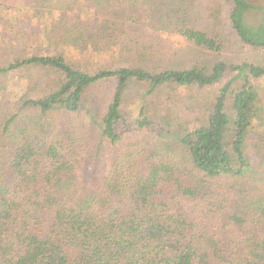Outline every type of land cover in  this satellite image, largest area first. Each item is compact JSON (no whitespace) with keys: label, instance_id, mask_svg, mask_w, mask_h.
<instances>
[{"label":"trees","instance_id":"trees-1","mask_svg":"<svg viewBox=\"0 0 264 264\" xmlns=\"http://www.w3.org/2000/svg\"><path fill=\"white\" fill-rule=\"evenodd\" d=\"M6 1L0 0L4 15L55 9L58 19L67 18L60 0H9L15 5L8 8ZM229 1L230 30L243 45L263 50L264 8ZM254 10L262 16L251 26L245 19ZM72 12V20L59 23L56 53L17 57L0 67V76L30 69L45 74L43 96L0 101V264H264V167L256 169L246 151L255 121L262 120L252 80L264 76V67L218 62L209 72L193 65L90 73L69 62L62 47L69 41L77 49L73 42L82 38L81 15ZM179 14L159 31L210 53L222 51L219 36L190 27ZM73 22L74 33L67 30ZM118 50L142 52L139 43ZM226 73L235 75L204 121L179 138L184 152L123 139L128 119L122 98L130 80L146 84L152 95L167 86H212ZM238 79L242 86L232 90ZM107 81L112 94L100 122H84L89 92ZM133 123L137 130L155 124L145 106ZM99 139L112 154L106 167L91 170L86 164L95 158L88 154L85 161V154L103 155L94 146ZM260 142L264 152V131Z\"/></svg>","mask_w":264,"mask_h":264},{"label":"rangeland","instance_id":"rangeland-1","mask_svg":"<svg viewBox=\"0 0 264 264\" xmlns=\"http://www.w3.org/2000/svg\"><path fill=\"white\" fill-rule=\"evenodd\" d=\"M248 1L254 6L264 8V0ZM5 5L8 8L15 4L8 0ZM2 6L0 5V67L17 57L34 53L39 55L56 53L54 46L57 47L59 23L72 20L71 15L75 14L72 11L81 15L77 30L82 38L81 41L73 42L78 43L77 49L73 44L69 45L71 43L69 41L62 47L69 62L90 73L102 68L120 66H138L160 72L165 69L183 70L193 65L209 72L218 62L234 65L248 63L264 67V49L255 50L243 45L230 30L229 0H60L57 7L65 11L67 16L62 19H58L55 9L26 13L20 9H12L4 15L1 12L4 10ZM173 13L184 15L190 27L219 36L223 42L222 51L218 54L210 53L187 43L179 36L159 31L157 27L166 25L168 17H172L174 21ZM261 16L254 10L247 14L245 21L248 25L256 26ZM77 23L68 24L67 30L74 33L76 31L74 25ZM154 26L156 27L153 28ZM136 43L141 47L140 56L118 50L122 46H133ZM82 46L83 50L78 51ZM101 50L106 54H101ZM234 75L235 73H226L218 83L204 88L167 86L152 95L147 94L146 84L130 80L122 98V110L128 119V127L122 132L123 139L141 138L184 152L178 145L179 138L187 130L197 127L204 121L208 107L220 88ZM44 79L45 74H38L33 69L18 70L0 76V101H15L20 96L30 98L43 96ZM242 83L241 79L234 81L231 85L232 90L239 89ZM252 84L259 96L262 120L255 121L246 151L254 167L261 170L264 167V152L260 142L264 131V76L252 80ZM111 94L110 81L92 88L87 103L81 108V114H84L83 121L90 124L99 123V114L106 107ZM141 106H145L146 115L155 122L152 128L143 130L135 128L133 121L138 116ZM87 111L90 113L86 114ZM90 141L94 143L96 138L91 136ZM94 146L104 150V156L102 153L87 150L85 161L88 154L95 158L94 161L91 159L87 161L86 166L91 170L93 165L97 169L101 164L106 167L108 152L111 153L113 148L102 139ZM84 169L82 168V171Z\"/></svg>","mask_w":264,"mask_h":264}]
</instances>
